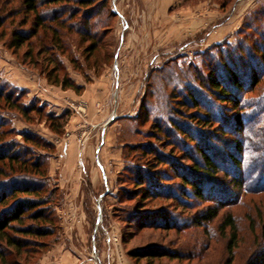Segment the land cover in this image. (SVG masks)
Returning a JSON list of instances; mask_svg holds the SVG:
<instances>
[{
  "label": "rangeland",
  "instance_id": "374dc122",
  "mask_svg": "<svg viewBox=\"0 0 264 264\" xmlns=\"http://www.w3.org/2000/svg\"><path fill=\"white\" fill-rule=\"evenodd\" d=\"M21 1L0 0V91L8 94L0 96V146L4 144V149L19 153L26 164L9 167L10 161H0V181L22 178L21 182H28L37 177L35 171H30V161L44 160L49 189H57L53 197H59L52 202L59 216V228L48 237L29 236L30 243L19 248L0 240V264H57L63 260L64 250L69 256L67 264H95V260L98 264H223L228 257L230 232L223 231L220 223L227 215H232L237 232L245 236L247 246L237 251L235 257V264H244L257 242L251 239L249 229L254 226L260 231L264 226L263 195L245 193L238 204L223 207L214 219L207 220L217 202L207 197L190 198L181 205L173 199L151 198L146 187L136 185L134 170L139 166L146 169L147 165L160 169L161 176L168 175L161 178V183L182 184L173 177L172 168L158 163L147 151L156 147L179 156L182 163H191L181 160L179 150L170 148L167 141L161 144L166 136L155 131L156 121L168 125L169 119L181 120L180 109L190 111L191 104L178 101L192 96L191 91L201 104L205 102L214 111H220L222 121L224 115L242 110L217 100L203 83L210 82L208 77L213 73L220 78L223 68L234 64L247 78L246 89L252 87L248 73H252L251 67L257 60H262L260 55L257 59L256 53L260 54L264 45V0H233L232 6L224 9L220 5L222 0H182V4L196 10L195 31H182L181 41L173 38L168 47L156 46L155 38L147 46L135 26H127L118 15L109 16V10L116 9L119 0H109L101 12L93 4L61 2L50 7H68L77 18L63 16L59 27L63 50L50 48L40 54L36 52L41 44L33 47L35 38L29 44L12 46L13 34L27 31L32 25ZM83 28L94 33L93 37L87 39L82 35ZM49 33L45 31V35ZM148 36L152 37L150 33ZM92 40L98 41V47L87 51ZM238 58L242 65L236 64ZM257 65L263 78L264 63ZM56 75L58 80L71 79L82 89L77 92L53 82ZM261 83L250 92L245 90L244 97L255 100L260 96ZM144 98L146 106L141 109ZM59 115H64L66 122L63 133L57 134L50 128V116ZM259 125H263V131L264 122ZM30 135L49 146L31 141ZM223 139L231 141L234 137L226 134ZM243 144L252 150L236 154L243 161L240 171L253 176L261 167H253L250 162L263 157L250 142L244 140ZM102 170L107 175L108 188L100 175ZM215 177L227 191L237 190L233 176L220 173ZM255 179L252 184H258ZM216 191L211 195H220L221 201L228 198ZM100 195L103 197L98 207ZM83 197L88 213L81 226L72 219L70 205L76 208ZM80 210L76 208L78 217ZM155 210L168 215V220L177 223L176 228H141L135 224L137 219L146 218L142 211ZM98 212L103 220L94 231ZM7 233L15 235L13 231ZM55 246L61 250L50 256L48 252ZM141 247H148L151 252L158 247L178 254L167 253L157 258L130 256L129 251Z\"/></svg>",
  "mask_w": 264,
  "mask_h": 264
},
{
  "label": "trees",
  "instance_id": "16d2710c",
  "mask_svg": "<svg viewBox=\"0 0 264 264\" xmlns=\"http://www.w3.org/2000/svg\"><path fill=\"white\" fill-rule=\"evenodd\" d=\"M76 1L81 3V5L93 4L92 7H97V11L99 8L98 12H101L104 4L109 0ZM184 1L186 2L187 0ZM61 2H75V0H22L21 6L26 12V16L31 18L32 25L27 31L23 30L13 34L12 46H21L24 43L29 44L31 42L30 39L35 38V43L34 45L32 44L33 47L36 44H41L39 50L36 52L37 54L45 53L47 50L51 49L63 50L64 45H62L63 41H61L59 31L60 24H62L65 18L63 16L66 15L67 18L69 17L68 19L73 20L77 18V14L71 15V10L68 7H50L53 5L57 6ZM232 2L234 1L222 0L220 5L224 9L227 6H232ZM261 12L264 14V8ZM108 15L116 16V13L109 10ZM83 16L82 14L79 19L81 22ZM41 30L43 31L40 32ZM45 31L50 32L49 35H45ZM80 33L85 37L87 36V39H90L88 36L93 37L94 35V33L85 28H83ZM254 45L257 46V43ZM97 47L98 41L92 40L87 47V51L92 52V50H95ZM259 55L262 60H257L254 65L255 68L254 66L251 67L253 68L251 69L253 70L252 73H248L251 80L250 83L252 84L250 89H246L249 85L244 84L247 78L240 74V71L235 69L236 65L234 64L230 66L226 65V67L223 68L225 76L222 74V76H219L220 78H217V74L215 75V73H213V75L208 77L210 82L206 84L203 83V85L209 89V92L217 97V100L230 103L235 107L240 106L242 110L234 111L232 115H224L225 118L223 117L222 121L220 119L221 117H219L222 116L220 115V111H214L212 109L214 107L205 105V102L201 104L200 100L197 98V94L191 91L190 94L192 96L178 101L179 103L184 102L182 105L189 106V104H191L189 112H183L181 109L179 110L180 115H182L180 116L181 120L169 119L168 125L156 121L155 131L166 136V139L161 141V144L167 141V145L170 146V148L179 150L180 156H182L181 160L184 158L191 163H182L179 156L160 151L158 148L151 146L147 154L149 153L158 163L172 168L173 177L180 179V183H182L177 184L174 182L172 185L161 183V178L168 175L161 176L160 174L162 173H159V171H161L160 169H151L150 166L147 165L144 166L146 169H141V166L136 170L132 169L135 171L136 185L146 187V192L151 198L173 199L182 205L188 203L190 198L199 199L207 197L211 202H217L215 209L207 218V220H212L223 207H232L238 204L245 193L264 196V130L262 131L263 125L261 127L259 125L261 122H264V77L262 78V75L259 74L260 71L257 65L260 61L264 63V45L261 47V53H256L257 59H259ZM239 59L240 58L237 59L236 64L242 65ZM262 71L264 72V66ZM49 78L51 79V76H49ZM53 82L72 88L77 92L82 89L80 85L67 77H62L58 80V75H56ZM259 83H261L258 89L261 91L260 96H257L255 100L244 97L242 93L247 92L245 90L250 92L255 89ZM203 85L201 83L202 87ZM6 93L7 92L1 90L0 96L8 95ZM145 104L144 98L141 109L146 106ZM50 120V128L53 132L57 134L63 133L64 124L66 122L64 115L50 116ZM52 120L55 121L52 122ZM189 120L195 121L196 124L191 125ZM1 134L2 131H0V135ZM226 134L232 138L234 137V139L231 141L224 140L223 137ZM152 135L154 138H157L156 133H152ZM29 138L35 143L49 146V143L44 142L39 137L30 135ZM244 140L250 142L253 147H256L263 157L262 159L260 157V159L250 162L253 167H261L259 171H255L253 176L251 173L245 174L244 171H240V166L243 161L236 154L240 155L247 150H249V152L252 150V147H246L243 144ZM224 146H227L226 148L228 151H226L227 149L224 150ZM4 148L5 145L1 144L0 161H10L9 167L11 164H26V159L19 153H12L11 149L7 150ZM142 149L144 150V148ZM30 162V171H35L37 177L31 178L28 182H21L22 178L0 181V206L2 207L0 211V240H5L8 246H15L16 248L27 246L31 241L29 236L48 237L54 234L59 228V216L52 203L56 198L59 200V197H53V195H56L54 193L57 189H49L45 161L36 159ZM22 165H19V168L23 167ZM16 168L17 167L14 169ZM220 173L235 178L233 181L237 188L236 191H227L226 187L219 185V182L217 183V178L215 176ZM253 178H256L255 181H257L258 184H252ZM215 189H217L215 193L223 192L226 194L225 197L228 198H226L225 201H221L222 198L220 195H211V193H214ZM233 194L235 195L233 196ZM59 196L61 199V194ZM141 215L146 218H143L142 221L137 219L135 223L141 228L146 226H159V228L163 229H173L176 228L174 226H177V223H172L167 219L168 215L157 210L149 213L148 211H142ZM151 215L161 219L149 220L148 218L151 217L148 216ZM26 221H29V223H25ZM252 224H254V221ZM220 226L223 231L228 229L230 232L227 243L228 257L223 264H235L237 251L240 252L242 247L247 246L246 241L243 240L245 236L237 232L238 226L232 215H227L220 223ZM8 230L13 231L15 235L7 233ZM259 230L260 231H257L254 226H252L251 230L249 229L252 236L251 239L257 240V242H255V246L246 256L244 264H264V226ZM155 248L157 249L152 252L148 247L136 248L129 251V254L133 258L141 256H152L157 258L165 256L167 253L178 254L176 252L171 253L164 249H158V247ZM1 257L2 251L0 249V258Z\"/></svg>",
  "mask_w": 264,
  "mask_h": 264
},
{
  "label": "crops",
  "instance_id": "0c3cea01",
  "mask_svg": "<svg viewBox=\"0 0 264 264\" xmlns=\"http://www.w3.org/2000/svg\"><path fill=\"white\" fill-rule=\"evenodd\" d=\"M190 8V6L182 4V0H119L116 9L113 11L121 18V20H123V22H126L127 26L128 24L135 26V31L139 32L141 41L144 40L147 46H150L151 44L149 43H151V39L155 38V41L158 42L156 46L168 47L169 44L173 43L174 39L177 40V42L181 41L180 33H183L182 31H187L188 33H190V31H195L196 21L193 13L196 10L195 8ZM237 8L238 7H236V9ZM206 13L208 16L211 14L209 11H206ZM149 33L152 35L151 38L148 36ZM173 34L175 35L173 36ZM114 64L115 66L117 65V60H115ZM100 175L103 179L105 187L108 188L109 185L107 183V175L104 170L101 171ZM102 197L103 195H100L99 199H97L98 207L100 206L99 201ZM87 204V201H85L83 197V200L80 199V205H76L79 207V210L81 207L79 217L75 214L77 207L75 208V206L70 205L73 211L72 219L78 224L81 223V226H83L82 223L86 221L88 211L85 207ZM74 216L77 217V219L74 218ZM100 220L102 221L103 217L101 219V213L98 212L96 220L94 221L96 229H98L99 223L101 222ZM57 248L58 247L55 246L52 250H50V252H48L51 253L50 256H52V254L59 253L58 251L61 249ZM62 259L63 260L60 259L57 264H67L69 261V256H67V252L65 250L64 257Z\"/></svg>",
  "mask_w": 264,
  "mask_h": 264
},
{
  "label": "water",
  "instance_id": "95a60500",
  "mask_svg": "<svg viewBox=\"0 0 264 264\" xmlns=\"http://www.w3.org/2000/svg\"><path fill=\"white\" fill-rule=\"evenodd\" d=\"M114 118V115L113 116H111L108 120H107V122L105 123V126L112 120ZM105 126H104V128H105ZM96 230V227H94V231ZM94 236H95V233H93V238H94Z\"/></svg>",
  "mask_w": 264,
  "mask_h": 264
},
{
  "label": "built area",
  "instance_id": "2783aa9c",
  "mask_svg": "<svg viewBox=\"0 0 264 264\" xmlns=\"http://www.w3.org/2000/svg\"><path fill=\"white\" fill-rule=\"evenodd\" d=\"M115 1V0H114ZM94 238H95V236H94ZM94 238H92L93 239V241H94ZM94 257V256H93ZM95 264H98V261L97 260H95Z\"/></svg>",
  "mask_w": 264,
  "mask_h": 264
}]
</instances>
